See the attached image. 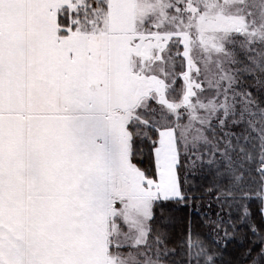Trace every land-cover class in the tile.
I'll return each mask as SVG.
<instances>
[{"label":"snow or ice","instance_id":"snow-or-ice-1","mask_svg":"<svg viewBox=\"0 0 264 264\" xmlns=\"http://www.w3.org/2000/svg\"><path fill=\"white\" fill-rule=\"evenodd\" d=\"M181 146L264 204V0H0V264H217L154 234Z\"/></svg>","mask_w":264,"mask_h":264},{"label":"trees","instance_id":"trees-1","mask_svg":"<svg viewBox=\"0 0 264 264\" xmlns=\"http://www.w3.org/2000/svg\"><path fill=\"white\" fill-rule=\"evenodd\" d=\"M139 148L143 150L141 155L144 157L141 167H150L149 146L142 143ZM182 165L181 158L179 174L187 199L170 200L157 205L156 219L153 221L154 234L160 235L165 240L167 248L176 252L170 259L178 262L188 259L187 245L191 233L192 241H201L205 247L217 253L219 256L217 264H249L245 252L253 237L248 233V229H236L234 238L227 241L226 247L222 229L227 227L230 220L239 222L242 206L247 207L252 223L264 224L260 200L256 199L252 192H248L249 199L242 200L241 195L237 196L234 191L232 195L235 199H225L227 193L225 187L228 185L216 174L215 165L210 167L203 161L194 172L184 175ZM230 201L232 204H229ZM235 201L239 203L236 204ZM221 221L224 223L221 224ZM217 225H220V230ZM228 232L232 233L233 229L229 228Z\"/></svg>","mask_w":264,"mask_h":264},{"label":"rangeland","instance_id":"rangeland-1","mask_svg":"<svg viewBox=\"0 0 264 264\" xmlns=\"http://www.w3.org/2000/svg\"><path fill=\"white\" fill-rule=\"evenodd\" d=\"M181 158L183 161L182 167L184 168L183 175L188 173V172H194L195 169L197 168V166L202 162L201 160L196 159L192 153L185 154V151H184L182 146H181ZM208 159L209 158L207 156H205L203 161H206L208 163ZM195 174H197V173H195ZM255 188H256V185H249L246 187L245 191L252 192L253 194H255V191H254ZM225 190L226 191L229 190L228 186L225 187ZM234 194H236L237 196L242 195L240 192H235V191H234ZM234 203L237 204L239 202L235 201ZM229 204H232V202L230 201ZM262 209H264V204H261V206H260L261 213H262ZM243 210L244 209H242V212H243ZM262 217L264 218V214H262Z\"/></svg>","mask_w":264,"mask_h":264}]
</instances>
